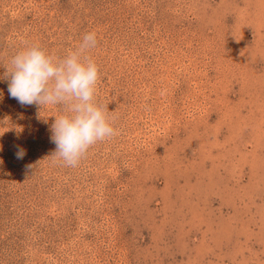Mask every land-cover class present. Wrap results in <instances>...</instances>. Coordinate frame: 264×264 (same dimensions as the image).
<instances>
[{
    "label": "rangeland",
    "instance_id": "obj_1",
    "mask_svg": "<svg viewBox=\"0 0 264 264\" xmlns=\"http://www.w3.org/2000/svg\"><path fill=\"white\" fill-rule=\"evenodd\" d=\"M89 32L120 134L69 168L6 73ZM0 264H264V0H0Z\"/></svg>",
    "mask_w": 264,
    "mask_h": 264
},
{
    "label": "clouds",
    "instance_id": "obj_2",
    "mask_svg": "<svg viewBox=\"0 0 264 264\" xmlns=\"http://www.w3.org/2000/svg\"><path fill=\"white\" fill-rule=\"evenodd\" d=\"M97 47L95 32L84 34L79 47L63 58L31 44L11 57L7 69L8 94L21 106H36L38 118L49 106L61 110L49 127L50 142L56 146L50 159L64 167H78L90 148L120 134L106 110L95 103L100 73L89 52ZM15 155L23 159L26 152L17 148Z\"/></svg>",
    "mask_w": 264,
    "mask_h": 264
}]
</instances>
